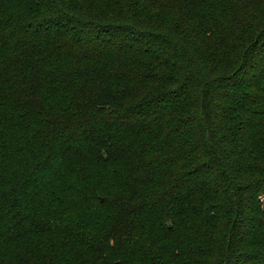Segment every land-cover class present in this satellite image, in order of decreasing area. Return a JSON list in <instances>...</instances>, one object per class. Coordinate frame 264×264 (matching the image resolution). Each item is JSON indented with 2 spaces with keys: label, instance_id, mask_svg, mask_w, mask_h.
Masks as SVG:
<instances>
[{
  "label": "trees",
  "instance_id": "obj_1",
  "mask_svg": "<svg viewBox=\"0 0 264 264\" xmlns=\"http://www.w3.org/2000/svg\"><path fill=\"white\" fill-rule=\"evenodd\" d=\"M0 264H264V0H0Z\"/></svg>",
  "mask_w": 264,
  "mask_h": 264
}]
</instances>
